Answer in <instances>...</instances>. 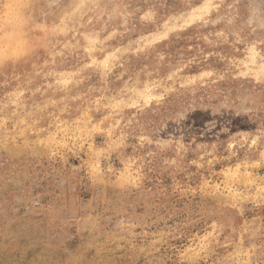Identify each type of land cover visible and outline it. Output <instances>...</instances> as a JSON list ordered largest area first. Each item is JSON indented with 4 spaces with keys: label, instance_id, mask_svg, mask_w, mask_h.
Listing matches in <instances>:
<instances>
[{
    "label": "rangeland",
    "instance_id": "1",
    "mask_svg": "<svg viewBox=\"0 0 264 264\" xmlns=\"http://www.w3.org/2000/svg\"><path fill=\"white\" fill-rule=\"evenodd\" d=\"M0 5V264H264V0Z\"/></svg>",
    "mask_w": 264,
    "mask_h": 264
},
{
    "label": "bare ground",
    "instance_id": "2",
    "mask_svg": "<svg viewBox=\"0 0 264 264\" xmlns=\"http://www.w3.org/2000/svg\"><path fill=\"white\" fill-rule=\"evenodd\" d=\"M23 1V0H22ZM89 1V0H88ZM92 1V0H91ZM98 1V0H97ZM96 2V1H95ZM22 4V3H21ZM92 4V3H91ZM88 5H89V2H88ZM93 5H94V3H93ZM95 5H96V3H95ZM0 6H2V5H0ZM210 6V5H209ZM23 7V6H22ZM87 7V6H86ZM90 7V6H89ZM8 8V7H7ZM94 8V7H93ZM1 10V9H0ZM196 10H197V7H196ZM196 10H193L194 12L196 11ZM201 10V9H200ZM2 11V10H1ZM18 12V11H17ZM185 12H188V11H185ZM203 12V11H202ZM25 13V12H24ZM189 13V12H188ZM188 13H185L186 15L188 14ZM19 15H20V13H18ZM199 14V13H198ZM12 15V14H11ZM10 15V16H11ZM16 15V14H15ZM15 15H13V16H15ZM18 15V17L20 18L21 16H19ZM65 16H66V14H65ZM12 17V16H11ZM16 17V16H15ZM66 18V17H65ZM21 20V19H20ZM37 24H39V23H37ZM49 25V24H48ZM47 27V26H46ZM12 28V27H11ZM8 29V28H7ZM39 29V28H38ZM38 31V30H37ZM43 33V32H42ZM35 35V34H34ZM147 36V35H146ZM11 37V36H10ZM35 37V36H34ZM41 37V36H40ZM39 37V38H40ZM29 38V37H28ZM147 39V38H146ZM29 40V39H28ZM30 40H32V39H30ZM29 40V41H30ZM39 40V39H38ZM155 40V39H154ZM47 41V40H46ZM36 42V41H35ZM40 42V41H39ZM32 43H34L33 41H32ZM37 43V42H36ZM41 43V42H40ZM35 45H37V44H35ZM41 46H42V44H40ZM28 46H30L29 44H28ZM42 48H43V46H42ZM28 49V48H27ZM31 49V48H30ZM28 50V51H30L31 52V50ZM33 49V48H32ZM34 49H35V47H34ZM43 50V49H42ZM27 51V52H28ZM35 51H37V50H34L33 52H35ZM43 52H44V50H43ZM29 54V53H28ZM16 57V56H15ZM18 63H20V62H18ZM17 64V63H16ZM22 64V63H21ZM5 65V64H4ZM8 65V64H7ZM23 65V64H22ZM22 71V70H21Z\"/></svg>",
    "mask_w": 264,
    "mask_h": 264
},
{
    "label": "clouds",
    "instance_id": "3",
    "mask_svg": "<svg viewBox=\"0 0 264 264\" xmlns=\"http://www.w3.org/2000/svg\"><path fill=\"white\" fill-rule=\"evenodd\" d=\"M10 59H11V58H9V61H10ZM4 62H6V61H4V60H0V63H4Z\"/></svg>",
    "mask_w": 264,
    "mask_h": 264
}]
</instances>
